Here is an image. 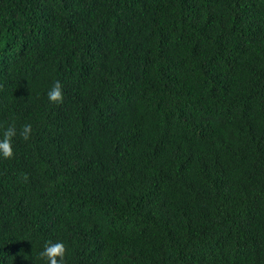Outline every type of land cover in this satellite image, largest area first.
Returning a JSON list of instances; mask_svg holds the SVG:
<instances>
[{
  "label": "trees",
  "instance_id": "obj_1",
  "mask_svg": "<svg viewBox=\"0 0 264 264\" xmlns=\"http://www.w3.org/2000/svg\"><path fill=\"white\" fill-rule=\"evenodd\" d=\"M13 125L0 264H264V0H0Z\"/></svg>",
  "mask_w": 264,
  "mask_h": 264
},
{
  "label": "clouds",
  "instance_id": "obj_2",
  "mask_svg": "<svg viewBox=\"0 0 264 264\" xmlns=\"http://www.w3.org/2000/svg\"><path fill=\"white\" fill-rule=\"evenodd\" d=\"M47 97L52 104H61L64 100L62 84L57 80L47 92ZM33 134L31 124H25L20 130V135L24 141H29ZM17 135L15 126H9L3 131L0 138V159L11 160L14 158L13 141ZM39 258L44 264H66V246L63 242L47 241L43 250L39 253Z\"/></svg>",
  "mask_w": 264,
  "mask_h": 264
}]
</instances>
